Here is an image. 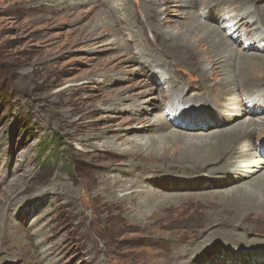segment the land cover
Instances as JSON below:
<instances>
[{
  "label": "rangeland",
  "instance_id": "rangeland-1",
  "mask_svg": "<svg viewBox=\"0 0 264 264\" xmlns=\"http://www.w3.org/2000/svg\"><path fill=\"white\" fill-rule=\"evenodd\" d=\"M75 1L0 0V217L11 226L6 228V241L0 244V264H232L225 261L227 255H244L250 246L241 252L229 249L225 241L212 240L232 230L224 220H217L231 218V211L222 209L211 194L227 186L167 188L165 183L179 186L176 184L184 182L182 173L167 169L171 160L139 158L133 161L138 167L131 168L126 164L129 151L117 158L101 148L112 136L132 135L146 120L165 115L169 91L166 84L155 78L150 81L148 75L160 70L168 77L176 68L182 86L188 82L197 87L201 70L195 61L207 63L204 53L195 48L194 55L173 58L154 48L146 56L149 61H141L136 57L139 43H120L127 34L134 35L133 26L132 32L121 24L106 35L86 37L115 0L106 4ZM129 1L135 15L137 1ZM214 1L211 17H199L217 27L226 25L227 14L219 22L214 19L223 6L236 17V12L249 6L264 13V0ZM94 2L99 5L86 15ZM201 2L186 17L181 16L186 7H178L179 2L162 10L159 28L173 31L177 22L196 19L198 11L206 9H201ZM137 6L143 20L142 7ZM247 24L251 28L252 22ZM221 28L235 50L262 56L246 62L244 72L264 88V45L261 52L256 51L260 43L256 50L245 51L249 28L234 31L235 36ZM153 33L144 37L152 41ZM224 64L220 62V66ZM218 82V78H209L204 84L211 88ZM263 138L256 135L253 141ZM125 139L120 136L116 142ZM87 149L94 151L88 153ZM113 178L120 179L119 184L126 182L122 189L115 187L117 195L130 188L141 191L108 208L103 197L108 196L107 182ZM131 179L136 183L130 186ZM24 183H28L27 190L22 188ZM43 190L46 193L41 194ZM54 196L58 199H52ZM66 197L74 206L63 205ZM152 200L157 205L150 211ZM143 208L148 219L140 216ZM262 218L250 214L235 226L237 232L248 231L246 238L264 234ZM195 255L201 261L192 260ZM233 264H244V258Z\"/></svg>",
  "mask_w": 264,
  "mask_h": 264
},
{
  "label": "bare ground",
  "instance_id": "bare-ground-1",
  "mask_svg": "<svg viewBox=\"0 0 264 264\" xmlns=\"http://www.w3.org/2000/svg\"><path fill=\"white\" fill-rule=\"evenodd\" d=\"M85 1L88 0H76L75 3L79 4ZM101 1L105 4L108 3V0H97V2ZM115 1V3L109 4L106 14L102 12L104 16L101 18V23L94 25L95 27H92L91 32H86L88 39H92L96 34L99 36L106 35L113 26L125 24L127 31L130 32L133 27L136 31H134V35L127 34L126 38H121L120 43L128 44L133 40L139 43L136 57L141 61H147L146 56L148 53L153 52L154 48L160 49L159 53L168 54L173 58L194 55L196 54L195 48H197L198 51L204 53L207 63H202L201 59L195 61L197 67L200 65L201 70V73H199L200 85H196L197 87H190L188 82L185 85L186 87L182 86L176 76V68L172 69L173 72L168 77L160 70L148 75L150 81L155 78L159 84H166V89L169 91L170 103L165 115L155 121L146 120L145 124H141L140 129L134 131L132 135H120L127 137L121 143L116 142L120 136H112V140L109 142L106 140L101 148L117 158L124 157L125 152L129 151L128 156L130 158L126 164L131 168L138 167V164L133 161L139 158L143 160L160 156L164 162L165 160H171L167 163L168 165L166 164L167 169L182 173L184 182L176 184L179 186L165 183L167 188L194 189V187L199 186L201 188L221 189L227 186L228 188L211 194L216 195L222 209L227 207L231 211V218L221 217L217 220H224L227 225L232 227V230L228 232V235H222L221 232L212 240L225 241L230 245L231 248L229 249L234 248V250L241 252L246 250L244 246L249 245L248 253H244V255L231 253L233 257L229 258L231 255L229 254L225 261L233 264L243 257L244 264H250L247 259H251V263L257 264L259 261L264 260V234L246 238L244 235L248 231L243 229L237 232L238 228L235 226L246 221L252 213L256 216H264V138L253 141L256 135L258 137L264 136V88H259V84L249 78L250 76H246L244 72L246 62L253 60L254 57L260 58L262 56L260 54L250 55L235 50L231 47V43H228L225 37L226 34L221 33L220 29L222 30L221 27H223L229 33L228 35L235 36L234 31H243L249 28L248 40L250 42H246L243 49L245 51L248 48L256 50L257 43H260L256 51L261 52L264 45V35L261 32V30H264V13L259 11V7L249 6L242 8L239 13L236 12V17L227 6H223L224 10L223 8L219 9L214 19L219 22L222 16L227 14V17H225L226 25H219V27L215 25V27L213 23L201 20L199 17L202 14H205L208 18L211 17L212 8L216 6L214 0H202V2L201 0H136L137 3H135L134 8L137 12L135 15L132 14L133 10H131L129 0ZM176 2H179L178 7H186V10H181V16L183 15V17L192 14L194 12L193 7H196L200 2L202 4L201 9H206L202 12L198 11L197 18L194 19V17L192 21H187L185 24L177 22L179 26L175 27L173 31L159 28L162 10L164 11L175 5ZM137 4L142 7L145 15L143 20L139 16L140 10ZM96 5L99 4L94 2L86 15H89ZM120 11H122V16H116ZM247 21L252 22L251 28L248 26ZM147 31L154 32L152 41H148L149 39L144 37L148 33ZM258 31L260 32L258 33ZM191 37L193 38L192 43L189 41ZM221 61H225L226 64L220 66ZM219 67L221 68L219 69ZM209 78H218L219 82L211 84L210 86H213L211 88H206L204 82ZM133 104L131 103L130 107ZM200 109H205L206 111H204L207 113H200L199 111H202ZM177 120L180 121L175 123ZM200 121L205 123L200 124ZM137 126L134 127L137 128ZM157 130L168 131L152 135ZM79 148H82V146L79 145ZM95 149H97L96 146ZM86 151L90 153L94 150L87 149ZM94 155L95 153L91 156L94 157ZM222 158L224 159L223 162H221ZM118 164L122 165L123 163L118 162ZM198 170L199 173H194ZM186 178L188 181H185ZM123 179L125 180V178ZM133 180H129L131 182L130 186L136 183L135 179ZM119 181L120 179L113 178L107 182L108 196L103 197V200H105L104 204L108 208L120 205V202L127 195L141 191L140 189L132 190L130 188L122 195H117L115 187L122 189L126 186V182L119 184ZM230 184L237 185L230 186ZM27 185L28 183H24L22 188L27 190ZM44 192L45 190L41 194ZM69 198L66 197L62 202L63 205L70 204L74 206V201L72 199L70 201ZM52 199L56 200L58 197L54 196ZM149 203L151 204L150 211L154 210L157 202L152 200ZM144 210V208L141 209L140 216L147 218ZM7 227L11 226L6 223L4 217H0V244L6 241ZM223 230L225 229L223 228ZM216 237L220 238L215 239ZM212 251H214L213 247ZM195 256L191 259L195 262L201 261L198 256Z\"/></svg>",
  "mask_w": 264,
  "mask_h": 264
}]
</instances>
